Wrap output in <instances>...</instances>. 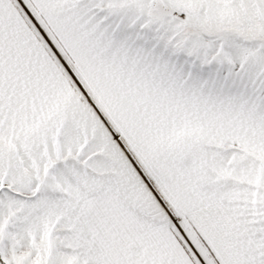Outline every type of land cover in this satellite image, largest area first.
<instances>
[{
	"label": "snow or ice",
	"instance_id": "snow-or-ice-1",
	"mask_svg": "<svg viewBox=\"0 0 264 264\" xmlns=\"http://www.w3.org/2000/svg\"><path fill=\"white\" fill-rule=\"evenodd\" d=\"M0 264H264V0H0Z\"/></svg>",
	"mask_w": 264,
	"mask_h": 264
}]
</instances>
